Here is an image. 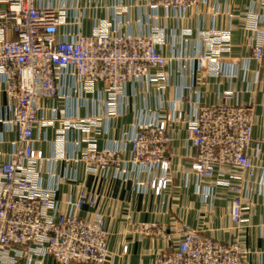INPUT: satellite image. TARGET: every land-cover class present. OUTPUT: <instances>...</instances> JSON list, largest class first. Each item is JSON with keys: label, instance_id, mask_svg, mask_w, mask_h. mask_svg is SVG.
I'll list each match as a JSON object with an SVG mask.
<instances>
[{"label": "crops", "instance_id": "obj_1", "mask_svg": "<svg viewBox=\"0 0 264 264\" xmlns=\"http://www.w3.org/2000/svg\"><path fill=\"white\" fill-rule=\"evenodd\" d=\"M37 5L64 7L71 32L90 35L94 30L145 35L151 28L164 33L161 52L169 59L163 76L140 78L125 85L114 105L101 82L85 84L65 72L57 96L39 102L33 129L34 155L42 158L40 185L53 190L54 215L76 213L92 220L99 216L108 233L105 264H152L171 248L164 240L136 230L140 223H158L170 229L181 223L214 240L242 245L247 264H264V57H251L256 34L247 28L249 14L264 24V0H199L184 15L152 8L149 0H36ZM2 5V4H1ZM3 7L5 5H2ZM229 33V47L220 52L218 72L203 71L193 58L207 46L203 34ZM8 37V36H7ZM158 70L151 68V77ZM185 85L191 91L184 90ZM188 98L189 101H188ZM181 104L185 118L200 106L245 103L253 106V143L247 153L253 172L219 168L212 178L198 179L191 169L194 156L187 124L174 122L170 138L169 169L147 171L131 162L128 137L142 124L163 120ZM12 113L0 78V167L18 148V132L9 124ZM110 149L120 156L118 166L91 169L81 160L87 149ZM166 178L157 195L153 179ZM147 183L138 186V183ZM233 189H240L243 219H231ZM85 193L99 202L76 211L73 204ZM237 226V227H235ZM15 264H59L51 256L27 254Z\"/></svg>", "mask_w": 264, "mask_h": 264}, {"label": "built area", "instance_id": "obj_2", "mask_svg": "<svg viewBox=\"0 0 264 264\" xmlns=\"http://www.w3.org/2000/svg\"><path fill=\"white\" fill-rule=\"evenodd\" d=\"M198 1L149 0V4L182 16ZM63 14V6H40L36 0H0V78L12 113L8 122L16 128L19 144L0 167V264H15L28 253L51 256L59 264H105L108 233L102 218L86 220L76 213L54 215V191L40 185L42 158L33 150L39 102L57 96L58 80L69 72L85 84L103 83L108 101L114 105L127 83L144 77L157 80L169 62L161 52L164 33L159 28L132 35L99 30L101 23L90 35H83L66 31L69 28L61 31L69 25ZM248 17L251 22L247 28L256 34L251 57L259 63L264 57V28L260 27V15L251 13ZM203 36L207 46L193 60L200 70L218 72L220 52L229 47V33ZM151 68L158 70L153 77L149 75ZM182 88L192 89L190 85ZM174 122L187 124V136L194 148L191 169L198 179L212 178L217 169L226 167L253 172L247 153L253 143V106L226 101L218 106H200L190 118H185L180 102L174 101L163 120L139 125L128 137L131 162L147 171L167 172V128ZM81 160L91 169L121 162L117 152L97 150L94 145ZM166 183V178H158L149 185L158 195ZM233 190L231 219L236 225L246 207L239 197L240 189ZM99 201L95 194L82 193L73 206L78 211L83 206L93 208ZM136 230L172 244L152 264H247L238 241L214 240L181 223H174L170 229L158 223H140Z\"/></svg>", "mask_w": 264, "mask_h": 264}, {"label": "rangeland", "instance_id": "obj_3", "mask_svg": "<svg viewBox=\"0 0 264 264\" xmlns=\"http://www.w3.org/2000/svg\"><path fill=\"white\" fill-rule=\"evenodd\" d=\"M150 5V4H149ZM192 8V7H191ZM188 11V10H187ZM186 11V12H187ZM249 16H250V14H249ZM251 22V19L248 17V19H247V23H250ZM155 28V27H154ZM262 28H264V24H263V26H262ZM250 30V29H249ZM164 43H165V39H164ZM235 227H237V226H235ZM237 241V240H236ZM238 247L240 248V250L243 252V250H242V245L238 242Z\"/></svg>", "mask_w": 264, "mask_h": 264}]
</instances>
